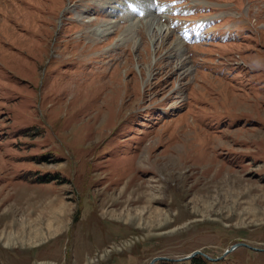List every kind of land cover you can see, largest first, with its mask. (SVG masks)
<instances>
[{
	"label": "rangeland",
	"instance_id": "obj_1",
	"mask_svg": "<svg viewBox=\"0 0 264 264\" xmlns=\"http://www.w3.org/2000/svg\"><path fill=\"white\" fill-rule=\"evenodd\" d=\"M239 242L264 249V0H0V264H264Z\"/></svg>",
	"mask_w": 264,
	"mask_h": 264
},
{
	"label": "water",
	"instance_id": "obj_2",
	"mask_svg": "<svg viewBox=\"0 0 264 264\" xmlns=\"http://www.w3.org/2000/svg\"><path fill=\"white\" fill-rule=\"evenodd\" d=\"M246 247V248H250V249H253V250H261V251H263L264 249H258V248H253V247H250V246H248V245H246V244H244V243H234V244H232L231 246H229L228 247V249H226L224 252H223V254H222V256H224V255H226L228 252H230V251H232V250H234L236 247ZM195 255H200L202 258H204V259H206V260H208V261H214V260H219L221 257H217V258H210V257H208V256H206L205 254H203V253H201L200 251H194V252H192V253H190L189 254V256L188 257H184V258H179V259H176V260H174V261H182V260H186V259H188V258H192L193 256H195ZM165 260V261H171L170 259H167V258H153L150 262H149V264H152L154 261H156V260Z\"/></svg>",
	"mask_w": 264,
	"mask_h": 264
},
{
	"label": "bare ground",
	"instance_id": "obj_3",
	"mask_svg": "<svg viewBox=\"0 0 264 264\" xmlns=\"http://www.w3.org/2000/svg\"><path fill=\"white\" fill-rule=\"evenodd\" d=\"M106 27H102V28H99V27H95L93 30H92V33H94V34H98V33H102V32H104L106 29H105ZM160 29H161V31H163L162 30V28L161 27H159ZM159 28H157V29H159ZM108 30V29H107ZM106 30V31H107ZM152 32V31H151ZM160 32V31H159ZM128 33V32H127ZM163 34V33H162ZM130 37V36H129ZM128 37V38H129ZM130 39V38H129ZM160 43L162 44V41H160Z\"/></svg>",
	"mask_w": 264,
	"mask_h": 264
},
{
	"label": "trees",
	"instance_id": "obj_4",
	"mask_svg": "<svg viewBox=\"0 0 264 264\" xmlns=\"http://www.w3.org/2000/svg\"><path fill=\"white\" fill-rule=\"evenodd\" d=\"M191 259H192V258H191ZM190 262H191L190 264H198L197 261H195V259H194V260L192 259ZM199 263H200V262H199Z\"/></svg>",
	"mask_w": 264,
	"mask_h": 264
}]
</instances>
